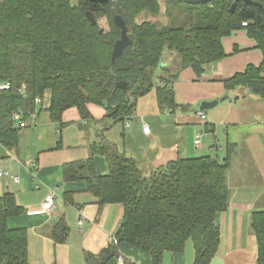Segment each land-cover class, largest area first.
<instances>
[{"label": "trees", "instance_id": "trees-1", "mask_svg": "<svg viewBox=\"0 0 264 264\" xmlns=\"http://www.w3.org/2000/svg\"><path fill=\"white\" fill-rule=\"evenodd\" d=\"M115 14L125 21L131 43L112 61L120 31L113 23ZM239 29L256 41L264 58V0H0V84H9L0 90V143L8 148L17 144L22 128L12 114L20 111V120L26 122L43 110L35 99L43 102L46 93L49 104L44 110L59 131L69 108L75 107L82 121H91L88 104L103 107L110 122H124L152 89L161 111L184 110L186 106L175 102L173 89L179 73L189 68L198 76L206 65L221 60L227 55L222 38ZM170 56L175 69L166 63ZM222 83L227 92L246 87L264 96V61L248 64ZM90 148L85 160L63 164V180L84 181L98 205L120 204L122 217L117 243L87 253L86 264H107L120 255L124 264H137L120 252L122 244L149 256L151 264H163L165 253L183 252L189 240L192 264H210L219 247L217 215L230 203L227 172L233 145L226 144L223 157H178L148 174L103 136ZM95 154L104 156L106 174L96 172ZM64 196L70 200V193ZM22 212L12 192L0 193V264L27 263L26 230L7 225L9 216ZM249 229L256 240V264H264V209L251 212ZM69 231L60 218L51 238L63 243Z\"/></svg>", "mask_w": 264, "mask_h": 264}, {"label": "crops", "instance_id": "crops-1", "mask_svg": "<svg viewBox=\"0 0 264 264\" xmlns=\"http://www.w3.org/2000/svg\"><path fill=\"white\" fill-rule=\"evenodd\" d=\"M222 45L225 57L206 65L198 76L186 68L174 81L175 102L186 106L184 110L161 111L152 89L138 99L135 114L124 122L112 123L103 107L88 104L91 121H82L77 109L69 108L63 112L66 124L59 131L44 110L49 104L46 93L39 103L43 110L26 120L17 144L12 148L0 146V170L19 177L15 183L0 176V193L12 192L23 207L21 214L7 218V225L26 230V264H86L87 253H98L115 237L122 206L98 205L84 181H64L62 174L65 162L85 160L91 155V144L99 140L100 134L131 156L145 174L178 157H223L226 144L233 145L227 183L230 172L236 179L232 178L234 187L228 183L229 207L217 215L219 247L210 264H256L257 245L249 218L252 211L264 209V96L254 95L246 87L227 92L222 80L243 71L248 64H261L264 58L245 29L223 37ZM174 61L172 56L167 58L171 69L176 67ZM222 97L223 101L203 110L202 118L200 103ZM109 123L110 128L103 130ZM143 124L150 126L149 135L142 132ZM197 136L199 145L194 143ZM93 160L98 174L108 172L104 156L95 154ZM51 192L55 193V207L44 213L42 204ZM64 193H70V200H65ZM60 218L70 231L65 242L56 243L50 232ZM186 247L187 243L183 252L165 253L163 264L168 253V264H191L193 246L191 257ZM119 250L137 264H151L149 256L129 245L122 244ZM107 264H117L116 259Z\"/></svg>", "mask_w": 264, "mask_h": 264}, {"label": "water", "instance_id": "water-1", "mask_svg": "<svg viewBox=\"0 0 264 264\" xmlns=\"http://www.w3.org/2000/svg\"><path fill=\"white\" fill-rule=\"evenodd\" d=\"M90 1H92V2H105L106 0H90ZM208 1H210V0H184V2H186L188 4H202V3H205ZM233 8H234V4L232 5L231 10ZM86 16L92 24L96 23V19L90 11L86 12ZM112 19H113L114 25L120 29L119 37H118V39L115 40V42L113 44V48H112V53H111V60L114 61L117 57H119L122 54L123 50L131 43V39H130L129 34H128V27H127L125 21L123 20V18L120 15L115 14ZM102 31H103V29H100V32H102ZM224 99L225 98L222 97L220 99H216V100H212V101H202L199 105V110L203 111V110L212 108L218 102H221Z\"/></svg>", "mask_w": 264, "mask_h": 264}, {"label": "built area", "instance_id": "built-area-1", "mask_svg": "<svg viewBox=\"0 0 264 264\" xmlns=\"http://www.w3.org/2000/svg\"><path fill=\"white\" fill-rule=\"evenodd\" d=\"M247 23L246 22H242V25L245 26ZM9 88V84L7 83H1L0 84V90L2 89H8ZM40 99L37 98L35 99V103L39 104L40 103ZM201 114V117L203 118L204 117V114H203V111L199 112ZM34 114V113H33ZM33 114H30L29 117H33ZM12 119L14 121H18V125L23 128L26 126V122H23L21 121V112H15L12 114ZM142 132L146 135H149L151 133V128L148 124H143L142 126ZM194 143L195 145H199L200 144V139L198 138V136L196 137V139L194 140ZM0 146H2V144L0 143ZM0 176H7L9 177L13 182L17 183L19 182V177L15 176L14 174H12L10 171H7V170H0ZM54 198H55V193L54 192H51L50 194L46 195L45 198H44V201H43V204H42V212L44 213H49L51 212L54 207H55V202H54ZM81 220L80 219L78 221V223L80 224L81 223ZM112 242L114 243H117V240L115 237H113L111 239ZM116 262L117 264H124V259H123V256H118L116 258Z\"/></svg>", "mask_w": 264, "mask_h": 264}, {"label": "rangeland", "instance_id": "rangeland-1", "mask_svg": "<svg viewBox=\"0 0 264 264\" xmlns=\"http://www.w3.org/2000/svg\"><path fill=\"white\" fill-rule=\"evenodd\" d=\"M114 128V127H113ZM112 128V129H113ZM101 135H99V139H101ZM203 153V152H202ZM228 177H229V179H228V183H229V185L230 186H232V187H234V183H232V178L233 179H236V175L235 174H232L231 172L228 174ZM192 242L189 240L188 242H187V247H186V251H190L189 253V256L191 257V251H192V244H191ZM169 255H170V253H168V254H166V256H167V259L165 258V261H164V264H168V257H169ZM192 258H193V254H192ZM192 260V259H191ZM191 262V264H192V262H193V260L192 261H190Z\"/></svg>", "mask_w": 264, "mask_h": 264}]
</instances>
